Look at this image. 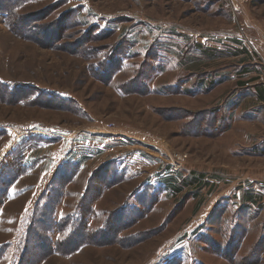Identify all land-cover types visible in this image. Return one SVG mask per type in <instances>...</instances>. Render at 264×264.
I'll return each instance as SVG.
<instances>
[{"label": "rangeland", "instance_id": "rangeland-1", "mask_svg": "<svg viewBox=\"0 0 264 264\" xmlns=\"http://www.w3.org/2000/svg\"><path fill=\"white\" fill-rule=\"evenodd\" d=\"M0 264H264V0H0Z\"/></svg>", "mask_w": 264, "mask_h": 264}, {"label": "trees", "instance_id": "trees-1", "mask_svg": "<svg viewBox=\"0 0 264 264\" xmlns=\"http://www.w3.org/2000/svg\"><path fill=\"white\" fill-rule=\"evenodd\" d=\"M50 208H51V207H46L44 211L47 212V210H49Z\"/></svg>", "mask_w": 264, "mask_h": 264}, {"label": "built area", "instance_id": "built-area-1", "mask_svg": "<svg viewBox=\"0 0 264 264\" xmlns=\"http://www.w3.org/2000/svg\"><path fill=\"white\" fill-rule=\"evenodd\" d=\"M175 163V162H174ZM174 166L176 167V163L174 164Z\"/></svg>", "mask_w": 264, "mask_h": 264}]
</instances>
